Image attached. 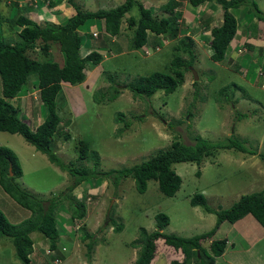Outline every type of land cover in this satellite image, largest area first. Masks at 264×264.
<instances>
[{
  "label": "rangeland",
  "instance_id": "374dc122",
  "mask_svg": "<svg viewBox=\"0 0 264 264\" xmlns=\"http://www.w3.org/2000/svg\"><path fill=\"white\" fill-rule=\"evenodd\" d=\"M121 1L123 0H71L70 5L74 12L76 8L94 11L114 7ZM137 1L150 8L153 16H157L163 13L160 5L166 0H155V4L152 0ZM244 1L246 4L233 9L232 13L236 18L239 32L237 36L251 44L252 50H245L241 44L242 39L237 40V50L225 52L227 56H232L227 64L226 58L214 62L207 56L209 29L221 22L222 11L219 5L210 2L190 7L181 3L182 15L177 20L180 23L178 36L188 35L194 41L196 53L191 68L197 77L193 79L191 71H186L182 83L177 84L172 92L165 94L162 90H157L146 98L132 97L125 84L153 71L169 73L167 63L172 56L173 39H160V45L155 50L148 44H145L146 50L143 51L141 48L131 49L128 42L133 33L131 28L124 29V19L129 15L138 16L137 8L133 6L124 19L121 18L120 28L123 27V30L118 48L111 51L103 48L104 53L98 64L87 63L85 71L88 74L86 72L81 83H62L61 92L56 97V111L59 115L57 128L59 131L67 130L70 138H53L52 150L62 160H73L76 157L77 139H86L99 155L98 168L101 171L139 163L158 150L169 147L173 139L192 143L195 135L210 141L233 136L241 140L246 148L264 152V88L260 87L262 83L258 84L256 78V73L264 68V48L256 53L257 46H264V23L254 19L253 15L250 19L253 30L248 28L246 35L242 34L243 29L251 25L248 17L253 13L252 8L246 14L244 10L250 7V1H254L264 14V0ZM4 30L8 38L16 36L17 31L10 27H5ZM91 30L97 32L98 36L91 37ZM77 31L81 37V56L90 51H82L83 47L95 45L105 36L98 19L86 20ZM152 38L153 35L147 33V40L151 41ZM230 45L231 48L234 46L233 43ZM51 47V60L59 61L58 46L53 43ZM28 54L33 58L40 55L37 48ZM182 57L184 58L183 55ZM34 81L36 77L32 74L15 96L19 100L18 114L22 119H28L30 128L40 123L45 112L36 87L31 86ZM192 81L198 82L203 92L198 97L203 99H192L195 94ZM232 83L239 85L240 89L233 88ZM223 86L226 87L223 94L228 98L231 96V101L215 99L217 91ZM1 88L0 80V95ZM115 88L118 89V95L109 99ZM94 94H97L98 101L93 98ZM15 97L7 101L17 105ZM117 112L124 114L127 126L114 121ZM114 133L118 135L114 137ZM0 145L15 153L22 171L15 180L35 197L45 200L63 191L70 183L65 172L51 164L44 154L35 150L20 135L0 131ZM172 168L181 179L179 189L173 196L161 194L153 180H148L145 190L139 193L134 189L130 178H119L113 185L110 175L88 178L75 187L71 194L78 200H84L85 214L81 221L73 222L72 229L64 227L66 231L60 232L58 245L64 249L61 264H130L139 249L138 245L133 249L131 243L138 237L140 227L149 232L155 229V213L162 212L168 216L169 222L162 232L188 237L208 231L215 218L212 213L188 203L192 194L201 193L206 204L216 209L228 207L242 194L264 188V166L257 155L234 149L216 150L213 156L203 157L199 165L194 162H178L172 164ZM0 210L12 223L20 222L30 215L29 210L16 204L1 187ZM57 215L65 218L63 224L69 225L65 210H59ZM117 223H121L119 230L114 229ZM221 223L223 225L214 233L230 228L227 222ZM259 229L262 230L255 218L248 215L234 223L232 233H241V240L237 245L245 248L244 245L251 241L250 233ZM83 232L91 233L95 240L89 252L85 244L91 238L81 239ZM30 237L32 248L41 252L37 256V252L33 255L30 253L32 260L41 256L43 264H46L48 256L44 249L48 245L47 240L36 231H32ZM154 243L155 246L157 244L164 247V250L155 247L154 256L164 253L162 257L166 261L171 258L169 255L172 248L165 250L166 244L162 238ZM8 259L20 264L14 256L9 239L0 237V264H5ZM153 260L154 257L149 264Z\"/></svg>",
  "mask_w": 264,
  "mask_h": 264
},
{
  "label": "trees",
  "instance_id": "16d2710c",
  "mask_svg": "<svg viewBox=\"0 0 264 264\" xmlns=\"http://www.w3.org/2000/svg\"><path fill=\"white\" fill-rule=\"evenodd\" d=\"M67 1L71 3V0ZM44 2L45 4L48 3L47 0H35L33 5H42L41 3L44 4ZM186 2L192 7L205 2H214L219 5L222 11L221 22L209 29V58L211 61H222L226 58V64L229 63L232 57L230 55L228 57L225 52L236 50L238 48L237 42L240 41L235 37L236 18L232 10L246 4V2L244 0H186ZM133 6L137 8L138 16L129 15L124 19L125 14ZM180 6L181 3L178 1L166 0L163 5H160L163 13L153 16L150 8L145 7L137 0H123L120 4L107 9L89 11L76 8L75 12L66 17L63 22L56 24L48 20L36 21L31 17L17 14L12 21L8 20V24H6L7 28L10 27L17 31L14 38H8L4 28L1 27L3 24L0 26V80L2 84L0 131L20 135L35 150L44 154L51 164L65 172L70 178V183L64 187L63 191L41 200L27 192L16 182L15 179L22 174L17 156L10 148L0 145V187L16 204L30 211L29 217L20 222L12 223L0 210V237L9 239L14 249V256L20 264H43L41 259L36 263L30 258L32 252L30 233L32 231L40 233L47 240L48 247L56 250L60 232H64L68 228L72 229L74 221H81L85 214L84 200H78L71 192L88 178L110 175L111 182L115 185L119 178L128 177L133 181L134 189L139 193L145 190L148 180H153L161 194L173 196L181 183L180 177L172 168L174 163L194 162L199 165L203 157L213 156L216 150L234 149L257 155L264 166V152H256L255 149L246 148L241 140L233 136L223 140L210 141L195 135L192 137V143L173 139L169 147L158 150L139 163L111 168L106 171H101L98 168L99 155L92 147L91 142L86 139H77L76 157L73 160H62L52 150L53 138L62 140L70 138L67 130L59 131L57 128L59 115L56 111V97L61 92V83L70 85L81 83L87 72L85 65L87 63L98 64L102 59V54L97 50H91L84 56L80 55L81 37L77 31L78 27L88 19L102 20V29L105 35L102 38L105 42L107 40L109 44H112L110 45L111 50H114L115 45V42H109L111 37L118 36L122 31L120 28L121 18L126 23L124 29H132L133 35L128 42L131 49L140 48L147 43L152 49L154 47L156 49L160 45V39H173L172 56L167 63V70L170 69L169 73L168 71H153L148 75L138 76L125 84L132 97H150L157 90H162L163 93L167 94L172 92L177 84L182 83L184 72L189 71V67H192L196 53L193 46L194 41L190 36L183 34L178 36L180 23L177 20L182 12L177 8ZM251 8L254 14L252 13L250 17L255 15L257 20L264 23V14L257 8L254 1H250V7L248 6L244 10L245 14ZM147 33L153 35L151 41L147 40ZM53 43L58 46L62 57L61 64L51 60L50 48L52 49ZM231 43L234 45L232 48ZM241 44L248 51L252 50V45L244 40L241 41ZM36 48L40 55L37 58L29 56L28 52H32ZM263 48L264 46L260 47L259 50L262 51ZM32 74L36 77V81L31 86L36 87L45 112L40 123L30 128L28 119H22L21 115L18 114L19 100L15 96ZM261 76L264 79V68L261 70ZM197 83V81H192V85L195 86V94L192 99H203V97H198V94L203 92ZM231 86L236 90L240 89L236 83H232ZM224 91H226V87L223 86L217 91L215 99L231 101V96L226 97L223 94ZM117 95L118 89L115 88L109 95V99H114ZM231 95L234 94L231 93ZM96 96L97 94H94L93 98L98 101ZM14 97L17 105L7 101V99ZM123 116L122 112H117L114 121L116 123L122 122L123 126H127L128 121L124 120ZM117 135L114 133V137ZM8 168H10L11 175L8 173ZM82 197L85 198V195L82 194ZM205 201L201 193H194L189 197L188 203L215 216L214 224L208 231L188 237L162 232L161 230L168 224L169 219L165 213L157 212L153 216L155 229L147 232L143 227H140L138 237L131 243L133 247L139 246L131 264H149L154 255V241L158 238H162L166 245L180 249L183 253L182 261L172 260L169 264H185L189 256L188 253L192 252L195 259L199 261L204 254L206 255V251L201 247L200 242L210 239L221 222L233 223L246 214L252 215L264 229V188L240 195L226 208L215 209L208 206ZM61 209L65 210L67 220L69 219L68 222H70L69 225H63L65 218L57 215ZM64 226L67 228L65 229ZM120 228L121 223H117L114 227L115 230ZM91 236H93L91 233L83 232L80 237L81 239L91 238L85 244L88 252L95 242ZM225 241L224 238L210 240L207 245L209 256L220 255L224 249ZM50 259L47 257L46 264L49 263ZM262 264H264V260Z\"/></svg>",
  "mask_w": 264,
  "mask_h": 264
},
{
  "label": "crops",
  "instance_id": "0c3cea01",
  "mask_svg": "<svg viewBox=\"0 0 264 264\" xmlns=\"http://www.w3.org/2000/svg\"><path fill=\"white\" fill-rule=\"evenodd\" d=\"M34 1L35 0H0V26L3 24L1 27H3V28L8 27V26H6V24H8L7 21L8 20L12 21V19H14L17 16V14H21V15H24L26 17H31V18L35 19L36 21L48 20V21H51V22L56 24V23H60L66 17H68L69 15L74 13L72 6L70 5V3L67 0H47V2H48L47 4H45V2H44V4L41 3L42 5H35V6L33 5ZM153 1L155 2V0H152V3L155 4ZM175 1H178L179 3H184V4L186 3L188 5L186 0H175ZM205 3H210V2H205ZM205 3L200 4V6L205 4ZM212 3L213 2H211L210 4H212ZM163 4H161V5H163ZM213 4H215V3H213ZM187 5H184V7L185 6L187 7ZM188 6H190V5H188ZM190 7H192V6H190ZM177 10L181 11V6L178 7ZM248 18H249L248 22L251 24L250 19L253 17H248ZM254 19H256V18H254ZM100 21H101V27H103L102 20H100ZM124 26L126 27V23ZM122 28H121V30H123ZM248 28L253 30L252 29L253 25L251 24V25L245 27V29H243L242 34L246 35ZM237 30H238V28L236 26L235 37H236V39L241 40L242 38H239L237 36L239 34V32ZM92 32L93 31L91 30L90 36L94 38V36L91 35ZM120 34L118 36L111 37V39L109 41L110 43L115 42L114 43L115 44L114 49H116V47H118V44H120V40H121ZM97 36H98V34L95 37H97ZM110 45H112V44H109L107 40L105 42L104 39L102 38L95 45L83 47L82 51L84 49L85 50H92V48L95 47L96 49H94V50H97V52L103 54L104 53L103 48H106L108 51H111V49L109 47ZM259 49H260V46H257L256 47V50H257L256 53H260ZM50 51H51V48H50ZM59 59H60L59 61L58 60H55V61H57L59 64H61L62 63L61 55H59ZM246 84H251V82L247 81ZM61 86H62V83H61ZM248 215H250V214H246V215L242 216L241 218L235 220L233 223H228V224H230V228H228L227 230L222 229L221 233H214L210 237V239L201 241L200 242L201 247H203L205 249L206 255L204 254L202 259H200L199 261L198 260L196 261L194 255H193V252L188 253L189 256H188L185 264H261L264 260V229L261 227L262 230L259 229V231L255 232V233H250L251 241L247 242L244 245L245 248L237 245L238 242L241 240V237H240L241 233H232L234 223L237 222L238 220H241L242 218H245V216H248ZM213 224H214V221L212 223V226H213ZM221 225H223V223H221L219 226H217L215 231H218ZM31 233H30V235H31ZM220 238H224L226 240L222 253L218 256H215V257L209 256L210 254L207 252V245H208L209 241L213 240V239H220ZM155 247L157 249L159 248L161 250H164L163 246H158L156 244ZM132 248L134 249V247H132ZM170 248H172V247L169 245H166L165 250H169ZM36 252H37V254L35 256H37L39 254L41 255V252L39 250H36V249L34 250L32 248L31 254L33 255ZM154 252L156 253L155 250H154ZM159 255H161V256H156V255L154 256L153 255L154 260L152 261V264H157L158 262H161L158 264H169V262L172 260H175L177 262H180L183 260V253L180 249L172 248V252L169 255L171 258H169V259L167 258V261H166V259H164L162 257V255H165L164 253H161ZM30 258H31V256H30ZM40 259L42 260V257L38 256L33 261L38 263ZM5 264H16V263H14V261L11 262L8 259V261Z\"/></svg>",
  "mask_w": 264,
  "mask_h": 264
},
{
  "label": "clouds",
  "instance_id": "9594fccd",
  "mask_svg": "<svg viewBox=\"0 0 264 264\" xmlns=\"http://www.w3.org/2000/svg\"><path fill=\"white\" fill-rule=\"evenodd\" d=\"M97 33V32H96ZM147 36V35H146ZM209 37V36H208ZM193 40V39H192ZM148 45H149V43H147ZM144 46L145 45H143V46H141L140 48L142 49V51H143V49L144 50H146L145 48H144ZM81 47V46H80ZM79 47V52H80V48ZM154 50H155V47L153 48ZM246 49V48H245ZM92 50H94V49H92ZM237 50V49H236ZM91 51V50H90ZM232 51H234V50H231V52ZM89 52V51H88ZM87 52V53H88ZM86 53V54H87ZM147 53V52H146ZM145 53V54H146ZM209 54H210V49H209ZM209 54L207 55L208 56V58H209ZM81 55V54H80ZM228 57H229V55H228ZM230 57H232L231 55H230ZM210 59V58H209ZM211 60V59H210ZM214 62H218V61H214ZM226 63V62H225ZM227 66V65H226ZM189 70L191 71V70H193L191 67H189ZM195 72V71H194ZM192 73V72H191ZM192 75V74H191ZM195 75H196V73H195ZM193 76V75H192ZM197 77V76H196ZM256 78H257V83L258 84H260V83H262L261 85H260V87H263L264 88V84H263V81H264V79H263V77L261 76V71H258L257 73H256ZM108 210V209H107ZM106 215V214H105ZM107 217H108V211H107ZM63 225H66V224H63ZM65 227V226H64ZM66 228V227H65ZM147 232H149V231H147ZM46 249H49V250H51L53 253H54V255L55 256H57L59 259H60V262H59V264H61V262H62V258H61V254L63 253V248L62 247H59V245H58V243L56 244V250H53V249H50L49 247H48V245L45 247V249H44V253H45V250ZM56 252H58V253H56ZM45 255L46 256H48V257H50V258H52V256H51V254H47V253H45ZM49 264V263H48ZM262 264V263H261Z\"/></svg>",
  "mask_w": 264,
  "mask_h": 264
},
{
  "label": "built area",
  "instance_id": "2783aa9c",
  "mask_svg": "<svg viewBox=\"0 0 264 264\" xmlns=\"http://www.w3.org/2000/svg\"><path fill=\"white\" fill-rule=\"evenodd\" d=\"M91 34H92V36H94V37L97 35V33H96L95 31H93ZM45 253H47V254H51V256H52V258H51L50 261H49V264H59L60 259H59L57 256H55L54 253H53L51 250L46 249V250H45Z\"/></svg>",
  "mask_w": 264,
  "mask_h": 264
},
{
  "label": "water",
  "instance_id": "95a60500",
  "mask_svg": "<svg viewBox=\"0 0 264 264\" xmlns=\"http://www.w3.org/2000/svg\"><path fill=\"white\" fill-rule=\"evenodd\" d=\"M191 72H192V75H193V79H196V75H195L194 70H191ZM8 173H9V175H11L10 168H8ZM106 218H107V211H106Z\"/></svg>",
  "mask_w": 264,
  "mask_h": 264
}]
</instances>
